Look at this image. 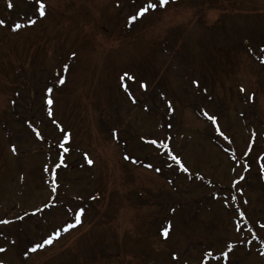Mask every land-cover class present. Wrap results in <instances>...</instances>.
I'll return each mask as SVG.
<instances>
[{
    "label": "rangeland",
    "instance_id": "obj_1",
    "mask_svg": "<svg viewBox=\"0 0 264 264\" xmlns=\"http://www.w3.org/2000/svg\"><path fill=\"white\" fill-rule=\"evenodd\" d=\"M40 2L0 0V262L264 264V0Z\"/></svg>",
    "mask_w": 264,
    "mask_h": 264
},
{
    "label": "snow or ice",
    "instance_id": "obj_2",
    "mask_svg": "<svg viewBox=\"0 0 264 264\" xmlns=\"http://www.w3.org/2000/svg\"><path fill=\"white\" fill-rule=\"evenodd\" d=\"M169 2H170V0H159V7H161V8H162V7H165ZM37 3H38V13H39V15H40V16H44V15L46 14V13H45V5H44L42 2H40V0H37ZM9 6H11V5H9ZM157 7H158L157 2H153V0H147V2H146L142 7H140L139 10H138L134 15H132V16L130 17V19H131L132 21H137V20H139V19L145 17V16H146L147 14H149L151 11H155V10L157 9ZM29 22H30V23H35V21H29ZM4 23H5V21L0 20V24H4ZM20 27H21L20 24H16V28H17V29H19ZM66 68H67V66H65V69H66ZM124 75L127 76L128 74L125 73ZM58 83H60V84L65 83V79H64V78H59ZM194 84H197V85H198V81H194ZM141 87L146 88L147 85H146V84H142ZM47 91H48L49 93H51L53 90H52L51 88H48ZM47 103H48V104H51V103H52L51 98H49V99L47 100ZM205 114H207V113H205ZM209 119L215 121L217 118H216L215 116H211V117H209ZM221 135H223V133H221ZM151 143L155 144V143H157V142H156V141H151ZM60 147H61V148H64V145L61 144ZM14 150H15V146H14ZM64 151L67 152L68 149H67V148H64ZM173 159H179V158L176 157V156H173ZM91 162H92V161L90 160L89 163H91ZM61 164H63V159H62V158H61L60 164H57L56 167L59 168V167L61 166ZM150 167H151V166H150ZM157 170L159 171V169H157ZM184 171H187V168H184ZM80 211H81V213H83V209H81ZM173 211H174V210H173ZM169 227H170V226H169ZM169 227H166V228L163 229V233H162V234H163V236H164L165 238H167L168 235H169ZM57 235H59V233H57ZM51 242H52L51 239H49V240L46 241V243H51ZM37 247H38V248H39V247H43V245H42V244H41V245H37ZM0 251H3V249H0ZM33 251H35V249H33ZM225 255H226V254H225ZM0 264H2V262H0Z\"/></svg>",
    "mask_w": 264,
    "mask_h": 264
},
{
    "label": "trees",
    "instance_id": "obj_3",
    "mask_svg": "<svg viewBox=\"0 0 264 264\" xmlns=\"http://www.w3.org/2000/svg\"><path fill=\"white\" fill-rule=\"evenodd\" d=\"M58 87V86H57ZM65 132H68L69 134H70V136H69V139L72 141L73 139H74V137H73V135L71 134V130H68V131H65ZM34 134V133H33ZM37 135V136H36ZM34 137H35V139H38L39 138V133H35V135H34ZM57 142V140H55L54 141V143H56ZM70 142V141H69ZM69 142H68V144H69ZM58 143V142H57ZM67 144V145H68ZM67 145H65L64 144V148H67L68 149V151L67 152H70L71 151V149H70V147L71 146H67ZM64 148H63V151H64ZM67 152H65V153H67Z\"/></svg>",
    "mask_w": 264,
    "mask_h": 264
}]
</instances>
